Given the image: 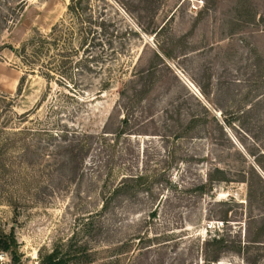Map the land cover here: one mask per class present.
<instances>
[{
    "label": "rangeland",
    "instance_id": "rangeland-1",
    "mask_svg": "<svg viewBox=\"0 0 264 264\" xmlns=\"http://www.w3.org/2000/svg\"><path fill=\"white\" fill-rule=\"evenodd\" d=\"M71 3L0 0V264H264V0Z\"/></svg>",
    "mask_w": 264,
    "mask_h": 264
},
{
    "label": "trees",
    "instance_id": "trees-1",
    "mask_svg": "<svg viewBox=\"0 0 264 264\" xmlns=\"http://www.w3.org/2000/svg\"><path fill=\"white\" fill-rule=\"evenodd\" d=\"M78 1L79 0H77V1L76 0H72V3L69 6V9L70 10L73 9L75 11V13L79 11V9L77 8V4H76ZM55 31H56V29L54 28L51 33H54ZM33 42H36V41L33 40V41H30V42L26 43L23 48L26 49L27 45L28 44L30 45ZM225 122H226V124H228L229 121L227 120ZM219 126L221 127V129H223V126L221 124H219ZM250 136H251L252 140L254 141L255 145L258 148H261L259 146V142H258L259 136L257 134L250 135ZM249 154L250 155H255V154H252V153H249ZM255 159L258 161V163L261 160V159L259 160L257 157H255ZM251 170H252V175L254 177H256V179L258 180L257 183H259L260 185H262L264 187V178H263V176L260 175V173H258L256 171L257 169H254L252 167ZM216 172L217 173H222L224 175L223 169H221L219 167H216ZM213 179L215 180V178H213ZM213 179L210 178V181H212ZM218 180L220 182L231 181L226 176H223L222 178H219V176H218ZM244 182L247 183L249 193H252L253 186H252L251 182L248 179L244 180ZM17 247H18V242H17V240H16V238H15V236L13 234L3 235L2 237H0V251L4 252L6 254L12 255V259L16 260V261H17ZM41 264H66V261L64 259H62V258H59V254L57 252L56 253L54 252L53 254L43 258Z\"/></svg>",
    "mask_w": 264,
    "mask_h": 264
},
{
    "label": "built area",
    "instance_id": "built-area-1",
    "mask_svg": "<svg viewBox=\"0 0 264 264\" xmlns=\"http://www.w3.org/2000/svg\"><path fill=\"white\" fill-rule=\"evenodd\" d=\"M6 253H2V254H0V259H4L5 257H6Z\"/></svg>",
    "mask_w": 264,
    "mask_h": 264
},
{
    "label": "bare ground",
    "instance_id": "bare-ground-1",
    "mask_svg": "<svg viewBox=\"0 0 264 264\" xmlns=\"http://www.w3.org/2000/svg\"><path fill=\"white\" fill-rule=\"evenodd\" d=\"M189 85L191 86L192 84L191 83H189ZM193 86V85H192ZM193 88H195L194 86H193Z\"/></svg>",
    "mask_w": 264,
    "mask_h": 264
},
{
    "label": "water",
    "instance_id": "water-1",
    "mask_svg": "<svg viewBox=\"0 0 264 264\" xmlns=\"http://www.w3.org/2000/svg\"><path fill=\"white\" fill-rule=\"evenodd\" d=\"M262 175V174H261ZM263 176V175H262ZM264 177V176H263Z\"/></svg>",
    "mask_w": 264,
    "mask_h": 264
},
{
    "label": "crops",
    "instance_id": "crops-1",
    "mask_svg": "<svg viewBox=\"0 0 264 264\" xmlns=\"http://www.w3.org/2000/svg\"><path fill=\"white\" fill-rule=\"evenodd\" d=\"M264 178V177H263Z\"/></svg>",
    "mask_w": 264,
    "mask_h": 264
}]
</instances>
